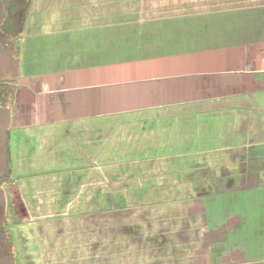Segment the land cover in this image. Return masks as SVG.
I'll use <instances>...</instances> for the list:
<instances>
[{
  "label": "crops",
  "instance_id": "1",
  "mask_svg": "<svg viewBox=\"0 0 264 264\" xmlns=\"http://www.w3.org/2000/svg\"><path fill=\"white\" fill-rule=\"evenodd\" d=\"M31 1L22 264H264V0Z\"/></svg>",
  "mask_w": 264,
  "mask_h": 264
},
{
  "label": "flooded vegetation",
  "instance_id": "2",
  "mask_svg": "<svg viewBox=\"0 0 264 264\" xmlns=\"http://www.w3.org/2000/svg\"><path fill=\"white\" fill-rule=\"evenodd\" d=\"M17 8H19V6L14 3L9 4V0H0V52L8 56V66L0 74V109L8 110L7 116L9 117L8 127L5 130H0V134L4 133L6 141H8L11 131L10 119L12 117L16 96L19 89L22 87L20 83V54L23 29L26 20H24L23 25L16 27L14 14L17 12ZM24 15L26 16L25 11ZM6 149L7 146L5 147V152L7 151ZM8 178L9 174L6 168L0 172V189L2 184L8 181ZM2 213L3 211H0V217ZM7 247L10 248L8 252L5 251ZM16 254L14 249L8 244L7 237L0 232V258L9 255L11 264H15L14 257Z\"/></svg>",
  "mask_w": 264,
  "mask_h": 264
},
{
  "label": "rangeland",
  "instance_id": "3",
  "mask_svg": "<svg viewBox=\"0 0 264 264\" xmlns=\"http://www.w3.org/2000/svg\"><path fill=\"white\" fill-rule=\"evenodd\" d=\"M14 0H9V4L12 3ZM31 0H15L14 4H17L19 6V8H17V12L14 14V21L16 24V27H19V25H23L24 20H26V16L24 15V11H29L30 9V4H31ZM15 6V5H14ZM42 37V36H41ZM22 58L20 56V62H21ZM8 154L9 150H8ZM9 161V159H8ZM8 174L9 175H14L15 176V172H13L12 168H11V164L9 161V166H8ZM7 173V172H6ZM3 192V200L5 202V207H4V213L6 214V218H7V223L9 224V226L7 228H10L8 230L9 234H8V244L14 249V251L17 253L14 257V263L15 264H22L21 260L19 259V254H18V249L20 251V255L21 257H27V255L24 252V247L21 244L20 241H18L20 239V230L18 228H12V225L18 222V218H19V224L23 223V219L21 218L22 216V204H20V201L18 199L17 194L14 191V187L11 184H8L7 182H5L4 184H2L1 189ZM12 204V205H11ZM12 206V208L10 207ZM11 211H13V213L15 212V214H12ZM11 213V214H10ZM15 217V220H13L12 218ZM1 218V217H0ZM2 220V219H1ZM3 221V220H2ZM5 223V221L3 222ZM19 226V225H18ZM15 233L14 237H15V241L13 239V231ZM12 231V232H11ZM17 238V241H16ZM18 245V246H17Z\"/></svg>",
  "mask_w": 264,
  "mask_h": 264
},
{
  "label": "water",
  "instance_id": "4",
  "mask_svg": "<svg viewBox=\"0 0 264 264\" xmlns=\"http://www.w3.org/2000/svg\"><path fill=\"white\" fill-rule=\"evenodd\" d=\"M8 66V56L2 52H0V74L7 68ZM173 86L169 87V90H173ZM8 115V110L5 109H0V130H5L8 127L9 123V117ZM7 141L4 137V133L0 134V172L2 170H5L7 168V162H6V152H5V147H6ZM3 192L0 190V211H4L5 207V202L3 200ZM3 216V213L1 217ZM5 251H10V248L7 247L5 248ZM0 264H11L10 262V256L7 255L3 258H0Z\"/></svg>",
  "mask_w": 264,
  "mask_h": 264
},
{
  "label": "trees",
  "instance_id": "5",
  "mask_svg": "<svg viewBox=\"0 0 264 264\" xmlns=\"http://www.w3.org/2000/svg\"><path fill=\"white\" fill-rule=\"evenodd\" d=\"M15 2V0L12 2V3H14ZM27 12V11H26ZM7 168H8V166H7ZM8 170V169H7ZM2 220H0V232H1V234L2 235H4L5 237H7L8 238V234H9V232H8V230L10 229V228H7L8 226H9V224L7 223V218H6V214L4 213V211H3V216H2V218H1ZM5 221V223H3Z\"/></svg>",
  "mask_w": 264,
  "mask_h": 264
}]
</instances>
